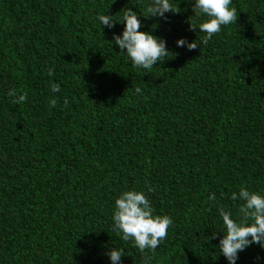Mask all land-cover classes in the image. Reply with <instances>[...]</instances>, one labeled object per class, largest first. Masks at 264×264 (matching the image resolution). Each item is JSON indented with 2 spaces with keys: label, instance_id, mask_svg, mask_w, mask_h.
I'll use <instances>...</instances> for the list:
<instances>
[{
  "label": "trees",
  "instance_id": "trees-1",
  "mask_svg": "<svg viewBox=\"0 0 264 264\" xmlns=\"http://www.w3.org/2000/svg\"><path fill=\"white\" fill-rule=\"evenodd\" d=\"M177 7L140 17L170 53L144 70L109 42L123 24L96 23L143 15V0H0V264H109L110 247L122 264H226L212 247L221 234L207 240L218 208L235 218L241 185L264 194V0H232L235 22L206 44L188 0ZM9 87L27 100L13 104ZM132 188L173 220L154 252L110 229ZM237 264H264V250Z\"/></svg>",
  "mask_w": 264,
  "mask_h": 264
},
{
  "label": "clouds",
  "instance_id": "clouds-1",
  "mask_svg": "<svg viewBox=\"0 0 264 264\" xmlns=\"http://www.w3.org/2000/svg\"><path fill=\"white\" fill-rule=\"evenodd\" d=\"M178 2L179 0H143V15L127 8L119 20L113 19V16L107 12L98 13L96 23L100 28L104 26L107 29H112L115 24H123L120 34L113 33L109 42L119 49L118 53H121L123 59L130 62L133 67L150 70L170 53L164 38L157 37L150 31L139 30L142 27L140 17H157L166 20V13L178 12L176 10ZM188 2L193 17L189 22V28L192 31L198 29L199 33L204 34L201 44H206L213 34L221 31L222 26L234 23L237 18L235 7H231L232 0H188ZM175 45L187 49L199 47L194 40L189 42L185 37L178 38ZM50 91L57 93L60 92V88L52 83ZM134 92L141 93V88L135 87ZM6 95L11 98L13 104L19 105L27 100V93L13 87L7 89ZM56 102L55 97L49 101L53 106ZM63 102L67 104L68 98L64 97ZM146 191L151 192L152 188L148 187ZM146 191L135 188L121 191L113 201L110 216L111 231L122 241L131 242L141 253L145 250L154 252L173 223L169 215L155 212ZM229 198L233 202H238L236 217H233L230 210L219 207L221 230L213 231L207 240L216 239L219 232L220 238L212 246L215 254L222 255L226 264H237L239 253L251 245H258L264 250V194L241 185L230 193ZM106 256L109 264H122L123 249L110 247L106 251Z\"/></svg>",
  "mask_w": 264,
  "mask_h": 264
}]
</instances>
